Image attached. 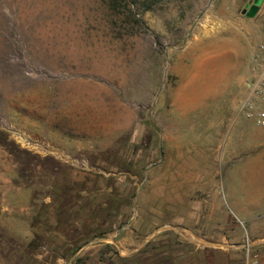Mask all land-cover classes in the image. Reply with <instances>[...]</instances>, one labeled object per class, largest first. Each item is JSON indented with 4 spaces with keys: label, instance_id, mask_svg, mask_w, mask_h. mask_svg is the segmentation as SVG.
Returning <instances> with one entry per match:
<instances>
[{
    "label": "rangeland",
    "instance_id": "rangeland-1",
    "mask_svg": "<svg viewBox=\"0 0 264 264\" xmlns=\"http://www.w3.org/2000/svg\"><path fill=\"white\" fill-rule=\"evenodd\" d=\"M263 41L264 0H0V264H264Z\"/></svg>",
    "mask_w": 264,
    "mask_h": 264
},
{
    "label": "built area",
    "instance_id": "built-area-1",
    "mask_svg": "<svg viewBox=\"0 0 264 264\" xmlns=\"http://www.w3.org/2000/svg\"><path fill=\"white\" fill-rule=\"evenodd\" d=\"M239 114L256 127L264 129V41L256 45L250 56V77ZM252 264H256L253 261Z\"/></svg>",
    "mask_w": 264,
    "mask_h": 264
},
{
    "label": "water",
    "instance_id": "water-1",
    "mask_svg": "<svg viewBox=\"0 0 264 264\" xmlns=\"http://www.w3.org/2000/svg\"><path fill=\"white\" fill-rule=\"evenodd\" d=\"M258 12V6L253 4L251 6L247 5L245 9L242 11V14L246 15L249 18H252L255 16V14Z\"/></svg>",
    "mask_w": 264,
    "mask_h": 264
},
{
    "label": "crops",
    "instance_id": "crops-1",
    "mask_svg": "<svg viewBox=\"0 0 264 264\" xmlns=\"http://www.w3.org/2000/svg\"><path fill=\"white\" fill-rule=\"evenodd\" d=\"M6 210H7V212H6ZM2 211H5L6 212V214H5L6 216H7V213H11V212L8 211L7 207L5 209H3ZM5 215H4V217H6ZM13 215H15V214H13Z\"/></svg>",
    "mask_w": 264,
    "mask_h": 264
}]
</instances>
